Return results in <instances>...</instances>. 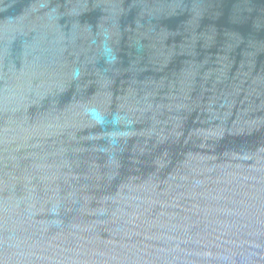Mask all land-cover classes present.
Listing matches in <instances>:
<instances>
[{
  "label": "water",
  "instance_id": "obj_1",
  "mask_svg": "<svg viewBox=\"0 0 264 264\" xmlns=\"http://www.w3.org/2000/svg\"><path fill=\"white\" fill-rule=\"evenodd\" d=\"M0 264H264V0H0Z\"/></svg>",
  "mask_w": 264,
  "mask_h": 264
}]
</instances>
